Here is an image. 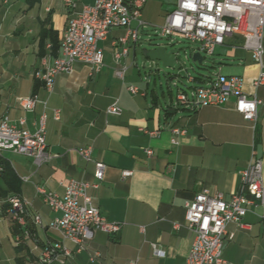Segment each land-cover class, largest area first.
I'll return each mask as SVG.
<instances>
[{
    "label": "crops",
    "instance_id": "obj_1",
    "mask_svg": "<svg viewBox=\"0 0 264 264\" xmlns=\"http://www.w3.org/2000/svg\"><path fill=\"white\" fill-rule=\"evenodd\" d=\"M75 1L78 9L95 4V0ZM177 4L178 0H147L143 19L148 26L140 29L145 45L154 41L152 35ZM72 12L65 0H0V121L7 118L16 127L35 132L46 114V140L54 155L40 168L14 151L1 158L16 178L11 185L0 179V264H39L47 242H64L72 250V264H188L194 241L186 220L188 204L203 189L230 200L241 190L242 173L251 160L261 159L264 165V85L254 86L262 68L239 35L227 38L214 55L215 71L242 76L244 92L262 101L255 123L235 110L234 100L222 107L190 110L179 104V93L174 96L170 89L165 94L161 79L160 92L149 74H141L139 42H129V53L117 60L122 47H114L113 42L127 30L112 29L99 42L103 66L93 71L76 63L72 73L58 76L50 94L37 73L61 55ZM145 45L140 46L144 56ZM123 66L128 68L124 80L117 75ZM203 82L200 78L195 84ZM131 86L139 92L131 93ZM33 96L47 107L38 103L33 111H25L18 98ZM114 103L122 108L121 116L108 114ZM56 109L61 111L60 120L54 118ZM85 147H92L89 161L79 154ZM97 162L107 167L105 179L98 188L90 187L88 194L108 221L121 225V231L114 236L97 231L77 252L75 245L47 227L57 215L38 188L62 196L71 179L96 183ZM124 171L133 174L124 177ZM25 177L30 180L24 181ZM17 194L30 203V214L41 215L42 226L30 217L25 226L12 219L7 200ZM243 224L227 227L231 235L224 244L227 264H264L260 201L250 207ZM155 249L164 256H156Z\"/></svg>",
    "mask_w": 264,
    "mask_h": 264
},
{
    "label": "built area",
    "instance_id": "obj_2",
    "mask_svg": "<svg viewBox=\"0 0 264 264\" xmlns=\"http://www.w3.org/2000/svg\"><path fill=\"white\" fill-rule=\"evenodd\" d=\"M66 6L73 12L68 22L62 45L61 55L51 64H45L43 71L37 76L43 81L48 93L55 90L56 80L61 74H70L76 63L81 62L93 71H98L104 63V51L99 42L106 40L112 29H126L127 34L113 42V46L121 45L122 50L116 57L119 61L130 51L129 42L136 45L140 40V29L148 24L143 19V11L147 0H95L94 5H83L78 9L75 0H65ZM136 24V27L133 25ZM162 38L175 42L173 37L179 36L196 45L194 52L203 56H214L219 46L227 38L239 35L243 38V47L248 50L255 62L261 66L262 72L255 80L254 86L264 85V0H178L177 8L166 17L160 29ZM128 68L123 66L117 70V75L125 79ZM204 80L195 84L196 77H190L192 84L189 92L179 93L180 105L190 110L208 107H222L235 102V110L249 122L258 119L259 106L262 101L255 95L248 96L244 92L245 80L242 76H225L220 71L211 77H200ZM130 92L137 94L139 88L131 86ZM25 111H33L38 103H43L37 96L18 98ZM108 114L122 115L118 103L108 108ZM54 118L60 120L61 111L54 110ZM47 115L41 118L39 128L31 132L25 128L16 127L9 119L0 121V158L7 151H14L30 157L35 167L50 163L54 155L48 149L46 140ZM24 125L26 120H20ZM176 133H184L174 130ZM149 156L152 150H147ZM84 160H91L92 147L79 150ZM106 165L96 163V183L71 179L66 184L65 194L38 188L44 202L57 215L47 225L53 231L59 232L64 241L77 247V252L85 248L97 231L110 236L121 231V225L108 221L100 209L93 204L88 194L90 187L98 188L105 179ZM0 166V172H2ZM131 171H124V177L132 176ZM29 181L30 177H25ZM242 188L226 200L222 193L211 194L203 189L196 194L188 204L186 220L194 233L188 264H227L224 258V244L229 235L227 227L230 223L244 226L243 220L255 202L264 205V165L263 161L253 158L248 168L242 173ZM9 212L12 219L21 226L27 224L30 217L36 226H42L43 220L39 214H30V203L18 195L9 197ZM31 234L26 232L25 237ZM162 250L155 249V255L164 256ZM72 250L64 243L47 242L40 253L39 264H72Z\"/></svg>",
    "mask_w": 264,
    "mask_h": 264
},
{
    "label": "rangeland",
    "instance_id": "obj_3",
    "mask_svg": "<svg viewBox=\"0 0 264 264\" xmlns=\"http://www.w3.org/2000/svg\"><path fill=\"white\" fill-rule=\"evenodd\" d=\"M160 31L161 30H159L157 33H154L152 35L154 41L165 42V43L170 42L171 38L170 39L162 38L160 36ZM140 37L141 39L139 40L137 46H139L138 60L140 64V70L142 72L141 74L143 76H145V74H149L150 78L153 80L152 86L154 87V83L157 82L160 88V92L162 90L160 85L162 82L163 89L166 95H168L170 89L173 90L174 96L178 95V93L183 91L189 92L192 86V84L189 82L190 77H196V78L211 77L214 73L217 72L214 69V58H215L214 56L204 55L205 63L202 65L194 62L192 59L188 58V55L194 52L196 45L192 44L191 42L185 40L182 37L176 36L173 37V39H175V42L173 43L174 45L173 47L180 49V57H181L180 60L184 63L185 70H183L181 74H177L178 76L171 79L170 76L165 75L164 71L158 72V69L162 67L160 63H155L154 68L152 69L150 68L151 63L149 60L145 58L142 52V48L140 47L146 44V43L144 44L145 35H143V33L141 32ZM142 38L144 39L142 40ZM144 47H146V45ZM144 64H146V66H144ZM160 79L162 80L161 82Z\"/></svg>",
    "mask_w": 264,
    "mask_h": 264
},
{
    "label": "water",
    "instance_id": "obj_4",
    "mask_svg": "<svg viewBox=\"0 0 264 264\" xmlns=\"http://www.w3.org/2000/svg\"><path fill=\"white\" fill-rule=\"evenodd\" d=\"M171 42H158L150 40L144 47L145 57L150 61V68H154L155 63H160L162 67L158 72L164 71L166 76L171 79L181 74L184 68V63L180 60V49L174 48ZM189 59L202 65L205 63V57L201 53H190Z\"/></svg>",
    "mask_w": 264,
    "mask_h": 264
},
{
    "label": "trees",
    "instance_id": "obj_5",
    "mask_svg": "<svg viewBox=\"0 0 264 264\" xmlns=\"http://www.w3.org/2000/svg\"><path fill=\"white\" fill-rule=\"evenodd\" d=\"M28 1H40V0H28ZM196 79H200L199 77ZM0 166H2V172H0V179H5L9 185L14 183L15 175L9 166L4 160L0 158ZM12 182V183H11ZM18 195V194H17ZM19 196V195H18Z\"/></svg>",
    "mask_w": 264,
    "mask_h": 264
}]
</instances>
